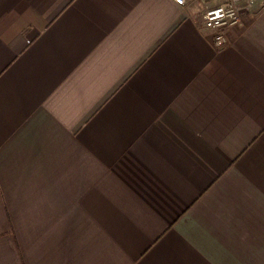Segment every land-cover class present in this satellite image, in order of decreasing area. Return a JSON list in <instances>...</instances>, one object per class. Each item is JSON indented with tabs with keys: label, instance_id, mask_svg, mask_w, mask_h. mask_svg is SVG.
Wrapping results in <instances>:
<instances>
[{
	"label": "crops",
	"instance_id": "obj_1",
	"mask_svg": "<svg viewBox=\"0 0 264 264\" xmlns=\"http://www.w3.org/2000/svg\"><path fill=\"white\" fill-rule=\"evenodd\" d=\"M235 3L216 47L197 3L0 0V264H264V0Z\"/></svg>",
	"mask_w": 264,
	"mask_h": 264
},
{
	"label": "built area",
	"instance_id": "obj_2",
	"mask_svg": "<svg viewBox=\"0 0 264 264\" xmlns=\"http://www.w3.org/2000/svg\"><path fill=\"white\" fill-rule=\"evenodd\" d=\"M177 5L187 6L197 3L203 14V26L212 32L216 47L227 45L226 34L228 29L239 21L240 12L235 0H223L214 5H209L207 0H172Z\"/></svg>",
	"mask_w": 264,
	"mask_h": 264
}]
</instances>
